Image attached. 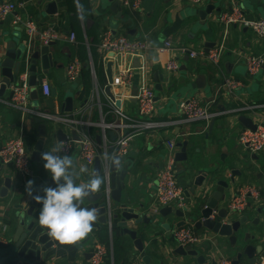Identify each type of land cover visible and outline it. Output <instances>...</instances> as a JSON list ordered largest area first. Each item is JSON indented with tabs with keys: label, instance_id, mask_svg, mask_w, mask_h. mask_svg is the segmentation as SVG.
I'll return each mask as SVG.
<instances>
[{
	"label": "crops",
	"instance_id": "obj_1",
	"mask_svg": "<svg viewBox=\"0 0 264 264\" xmlns=\"http://www.w3.org/2000/svg\"><path fill=\"white\" fill-rule=\"evenodd\" d=\"M7 1L23 2V5H18L17 10L4 20H0V55L5 51L7 41L13 38H17L22 44L30 43L33 48L44 45L38 36L29 42L23 26L13 22L16 14L30 17L35 20L41 30L53 29L61 36L52 41L54 42L51 46L53 65L48 70H44L42 61L39 60L38 63V70L43 75V80L50 84L51 91L56 89L58 92L55 99L56 106L52 109L57 113H62L60 107L64 100L63 95L68 90L75 94L77 111L82 109L83 101L76 98L78 96L76 91L84 89L81 78L76 82H69L67 79L69 64L74 58H79L78 40L71 42L67 39L69 32L74 30L72 29L74 16L80 19L83 28L95 25L99 38L102 32L110 30L115 35L146 39L152 46L161 45L167 39L172 40L175 49L164 54L152 51L143 58L128 56L122 64L121 60L118 62L116 59L103 60L106 79L104 86H101L95 69L90 67L94 87L88 102L93 99L95 104L88 109L84 107L82 111L86 110L88 120L92 123L89 131L95 139L101 168L102 170L108 168L106 144L111 142L110 136L103 138L101 144L97 141V137L101 135V128L97 125L101 120V107L107 120V113L104 112L103 107L109 104L111 110L110 105L113 103L105 91V86L108 84L106 69L109 61L115 62L114 78L127 63L132 67L130 82L112 84L115 96L121 100L119 110L132 118H138L140 112L137 99H133L136 96H132L131 93L144 84L155 88L157 95L161 97L157 101L155 110V117L159 120L176 121L181 114V102L188 98L197 97L203 102H210L211 109L220 113L209 122L194 120L189 123H175L156 130L138 131L131 135L129 153L125 155L126 159L120 165L121 169L128 171L125 177L126 188L123 190V199L130 200L131 206L140 212H148L154 219L147 226L139 225V235L144 240L146 253L151 257V264L186 263L185 257L175 253L179 244L173 236V231L179 228L177 222L182 220H187L183 226L193 225L196 233L206 236L205 240L193 245L200 251L212 256L215 254L218 260L223 256L233 260V256L238 251V245L249 244L259 249L260 252L257 250L256 253L258 258L264 252V150L252 152L239 140L241 130L247 127L240 121L239 116L245 114L255 120L251 115L253 112L236 113L231 110L247 104L261 105L256 108V111L264 112V66L255 74H250L246 66L248 54L264 56V37L257 34L251 27L239 22L225 30L219 16L222 12L239 6L246 17L264 19V0H205L200 5L193 4L189 0H137L139 6L133 9L127 7L123 0H120L122 4L117 8L114 6L115 0H88L91 15L86 19L82 15L80 0H0V3ZM54 4L57 6V12L51 13ZM210 5L214 9L204 20L200 11ZM219 44H223L224 49L217 64L206 58L192 57L188 52L180 53L177 49L188 47L200 50ZM97 51L101 56L98 46ZM168 58L179 59L180 67L177 71L170 72L166 69L165 64ZM89 59L94 67L90 50L87 60ZM136 59L140 64L139 67H134ZM159 74L163 76L161 91L156 89L157 83H160ZM228 77L238 80L241 84L232 92L223 88V82ZM41 89L42 85H39L40 106L48 109L47 97L42 95ZM10 90L11 88L7 89L0 97V147L22 132L30 151L33 175H25L14 165L2 164L0 161L7 176L12 177L13 180L11 193L3 199V205L0 208L1 225L7 224L9 237L13 236L16 230V226L11 225L9 220V216L16 212L14 204L20 202L16 197V191L20 187H25L29 179L35 181L34 188H36L38 176L42 177L45 185L51 180L49 172L43 166L42 157L39 160L32 159L34 147L39 138V124L36 122V117L30 113L23 114L20 109L11 104ZM112 114L115 116V113L112 112ZM72 117L81 119L82 114L76 112L71 115ZM75 125L81 129L80 124L75 122ZM46 126L48 136L43 152L50 151L54 146L62 143L58 134L59 129H63V132L72 138L73 128L66 123L53 122V128ZM116 132L120 135L119 131L116 130ZM172 139L175 142V156L182 150L177 146L178 142L187 144L188 154L185 160L176 159L175 167L177 180L183 188L188 205L186 208L174 205L175 209L180 208L185 211L190 204L193 207L197 205L199 199L195 200V195H188L186 191L193 186L192 181L195 177L205 171L219 174L218 179L222 178L229 182V187L225 190L226 200L219 202L218 206V208H226L228 213V203L234 196L244 192L247 186L256 187L257 195L249 197L247 206L243 210L235 214L230 212V215L237 219L242 216L248 217L242 229L236 232L235 244L228 236H222L204 226L199 228L196 225L197 219L194 217L190 219L187 214L182 217L175 212L168 216L160 213L163 207L159 208L157 203V174L165 165L169 152L167 142ZM69 155L77 169L81 165L87 168V172L80 174L78 182H86L90 174L99 172L95 167V161L91 166H87L81 156L80 145H76ZM102 176L104 178V175ZM104 186L103 183L98 192L104 190ZM216 187L217 184L214 182L211 188ZM196 189L200 191L197 186ZM104 227H108L111 236L113 234L118 240L121 262L128 263L141 255L134 240L122 231L116 221H113L112 227L109 222H101L99 226L93 227L85 238L78 241L62 244L54 239L53 246L44 253L43 264H49L51 261L56 264H90V253L95 242L101 241L99 231ZM108 249L112 254V245H108ZM240 264H249L248 258L244 256Z\"/></svg>",
	"mask_w": 264,
	"mask_h": 264
},
{
	"label": "built area",
	"instance_id": "obj_2",
	"mask_svg": "<svg viewBox=\"0 0 264 264\" xmlns=\"http://www.w3.org/2000/svg\"><path fill=\"white\" fill-rule=\"evenodd\" d=\"M193 4L200 5L205 0H189ZM123 3L129 8H137L139 1L137 0H123ZM18 5H23V2H2L0 3V20H4L9 14L17 10ZM219 20L223 23L225 30H227L234 23H242L245 26L251 27L257 34L264 37V19L248 18L245 16L243 10L239 6H234L230 10L222 12L219 16ZM13 22L20 24L25 29L29 42L35 39L37 36L41 42L46 45L52 41L61 38L60 34L53 29L41 30L34 19L26 17L22 14H16ZM67 39L71 42H76L77 34L75 30H71ZM98 43V49L101 53L103 60L116 59L117 62L121 60V64L128 56L143 58L154 51L158 54L167 53L173 49L174 43L172 40L167 39L161 45L152 46L146 39H134L125 35H115L110 30H105L100 34ZM175 49V48H174ZM180 53L188 52L192 57L206 58L212 63L217 64L222 56L224 46L223 44L215 45L211 48H202L200 50H193L188 47L177 48ZM176 49V50H177ZM114 53V56L111 55ZM30 52L28 53V57ZM166 69L170 72L177 71L180 67V61L176 58H168ZM246 66L250 74H255L260 71L264 66V56L256 54H248L246 56ZM83 69V62L78 57L74 58L69 64L67 69V79L69 82L79 81L81 78ZM132 67L130 64H126L121 68L118 76L114 78L113 84H125L131 81ZM94 73V69H93ZM42 95L48 97L51 95L50 84L43 80L42 82ZM240 82L233 78H225L223 82V88L229 92L234 91L240 86ZM97 86V85H96ZM95 86V87H96ZM14 91L11 98V104L20 109L23 114H32L34 117H41L45 122H63L70 126L69 122H72L71 114L57 113L52 109L36 108L33 105L31 99L32 85L29 82V71L25 70L21 72L16 83L12 85ZM137 102L139 106V117L132 118L119 110L115 104H111V112L115 113V119L118 121L108 122L105 120L104 113L101 107V120L97 125L101 128V135L105 139L107 137L106 131L109 128H118L120 135L114 142L115 149L114 154L118 156H125L130 150V138L131 135L138 131L144 130H156L167 125L175 123H189L194 120H205L209 122L220 113L213 111L210 106V102H203L197 97H191L187 100H183L180 104V117L176 121L159 120L155 117L156 110V96L157 92L155 88L148 84L141 85L137 89ZM101 104V102H99ZM95 104L94 100L88 102L87 108ZM261 105H244L232 109L231 111L236 113H245L246 111H252L257 124L256 129L245 127L241 130L239 135L240 142L245 145L252 152H260L264 150V112H257L256 108ZM80 114L86 112L77 111ZM123 119H127V124L123 123ZM81 120V119H80ZM78 124L85 125L86 130H79L81 139L79 144L73 138H67L59 145L62 148V152L71 154L76 145H80L81 156L85 160L87 166H91L97 156V148L94 136L90 133L89 128L91 122L87 119L85 121H77ZM128 129L127 134L123 133V130ZM169 146L168 157L164 167L157 174L158 192L157 203L158 207L178 206L186 208L188 203L184 196L183 188L180 186L177 180L176 174V156H175V142L170 140L167 142ZM107 152V144H106ZM0 161L4 164L12 163L14 167L21 173L32 176L31 169V155L27 147L25 136L21 132L18 136L7 140L0 147ZM106 168L105 171H107ZM257 195V189L255 186H247L244 192L234 196L228 203V209L230 212H239L243 210L248 203L249 197ZM173 236L179 245H196L206 239V236L198 234L194 231L193 225H186L179 227L173 231ZM112 255L108 249V246L101 242L96 241L90 256V264H103L106 257ZM49 264H56L51 261ZM129 264H144L143 257L139 255L135 259L129 262ZM218 264H233V261L228 257H221L218 260ZM255 264H264V253L261 254Z\"/></svg>",
	"mask_w": 264,
	"mask_h": 264
},
{
	"label": "water",
	"instance_id": "obj_3",
	"mask_svg": "<svg viewBox=\"0 0 264 264\" xmlns=\"http://www.w3.org/2000/svg\"><path fill=\"white\" fill-rule=\"evenodd\" d=\"M122 4V1L115 0L114 6L116 8ZM50 11L51 13L57 12V6ZM214 7L212 5L201 10V16L205 20L207 15L213 11ZM17 38L8 40L6 43V49L3 54L0 55V97L9 88L10 97L13 96L12 85L17 82L21 72L29 71V82L32 85L31 89V99L33 105L36 108H40V91L39 85L43 82V75L39 73L38 63L39 60L42 61V68L48 70L53 65V52L51 46L54 42L49 44L33 48L30 43H19ZM30 56L28 57V53ZM114 56V53H111ZM85 67L94 68L91 60H87L84 63ZM114 66L115 62L113 60L107 63V77L108 84L105 86V91L107 95L115 102L116 106L119 108L121 100L118 99L114 92L112 84L114 82ZM140 64L138 59L134 64V67H139ZM95 77V74H94ZM96 78V77H95ZM160 83L156 85V89L161 91L163 86L161 82L163 81V76L159 74ZM155 80H158V76H155ZM137 88L131 93L132 96L137 95ZM57 90L53 89L51 95L47 97L46 104L48 109H54L56 106L55 99L57 97ZM76 98L82 100L81 107L87 108L88 100L84 98V90H77ZM63 101L61 105V112L64 114L74 115L77 112L75 107V94L72 91H67L63 95ZM161 97L156 96L158 101ZM137 99V98H133ZM88 119V115L85 112L81 120L78 118H72V122H69L72 130V138L77 141L81 139L79 130H86V126L82 125L81 129L77 128L75 122L85 121ZM240 121L251 129H256L257 124L254 119L245 114L239 116ZM118 120L108 121L115 122ZM36 122L39 124L38 127V140L35 144L34 151L32 154L33 160H39L42 157V152L44 151L45 142L47 139V124L41 117H36ZM127 119H123V123L127 124ZM118 128H109L106 131L107 136H110L111 142L107 144V157L106 161L108 164V170H102L101 159L97 155L95 158V167L97 170L104 175L105 186L104 190L96 192L91 198H86L84 205L87 207H97L99 210V215L97 221H94V227L99 226V224L109 222L111 227L113 221H116L117 225L122 228V231L129 235L133 240L136 248L140 251L141 256L145 264H151V257L146 253L145 244L142 236L139 235V225L144 224L147 226L152 223L154 219L148 214V212H140L134 206H131L130 200L123 199V190L126 188L125 177L128 173L126 169H121V163L126 159L125 156H118L114 154L115 144L114 142L118 138ZM129 132L128 129L123 130L124 134ZM59 137L62 141L68 138L67 133L63 132V129L58 130ZM99 144L103 141V135L97 137ZM177 146L181 147V151L176 155L177 160H185L188 158L187 154V144L185 142H178ZM118 156L119 167L112 163L111 156ZM1 164V163H0ZM3 164V163H2ZM13 165L12 163H10ZM187 169V167H186ZM188 170V169H187ZM190 174V172H189ZM219 174L208 173L207 171L199 174L192 181L193 186H190L186 193L194 194L195 200L199 199L196 206L193 207L192 204L184 211L180 208H174L173 206L163 207L160 213L164 216L171 215L175 212L178 216H189L190 219H197L196 225L201 228L212 230L222 236H228L233 244L237 241L236 232L242 229V225L248 220L247 216H242L241 218H234L230 215V211L226 208H218L219 202L226 200L225 190L229 187V182L225 179H218ZM207 178V179H206ZM218 179V180H216ZM235 181V178H232ZM216 182L217 187L211 188ZM47 185L55 186L52 179ZM45 183L41 176L37 177V185L35 191L39 194H43L42 187ZM196 186L200 188L198 192ZM13 188L12 177L7 176L2 165H0V208L3 205V199L7 198L11 193ZM234 191V188H232ZM16 197L19 198V203L14 204L16 212L9 216L10 224L16 226V230L13 236L7 235V224L3 223L1 225L0 220V264H43L44 253L48 251L54 244V238L48 236L46 231L41 230L37 225L36 220L38 216V211L40 205L27 194L25 187H20L16 191ZM23 213V216L20 215ZM232 214V213H231ZM235 214V213H233ZM1 219V216H0ZM192 221V220H191ZM187 223V220H182L177 222L178 227H181ZM133 227V228H132ZM259 249L247 244L246 246L238 245V251L235 256H233V264H240L241 259L246 256L248 258L249 264L256 263V253ZM175 253L186 258L185 264H218V259L215 254L208 255L206 252H202L195 248L193 245H179L175 249ZM264 253V252H263ZM262 253V254H263ZM91 256V253H90Z\"/></svg>",
	"mask_w": 264,
	"mask_h": 264
},
{
	"label": "clouds",
	"instance_id": "obj_4",
	"mask_svg": "<svg viewBox=\"0 0 264 264\" xmlns=\"http://www.w3.org/2000/svg\"><path fill=\"white\" fill-rule=\"evenodd\" d=\"M42 159L55 186H43L41 195L35 191L34 180L26 182L27 194L40 205L37 225L62 244L85 238L92 231L99 210L85 206L84 201L100 190L104 183L102 174L95 172L86 182H78L80 174L87 172V168L81 165L77 169L72 157L63 153L59 145L43 152ZM111 160L118 168V156H111Z\"/></svg>",
	"mask_w": 264,
	"mask_h": 264
},
{
	"label": "trees",
	"instance_id": "obj_5",
	"mask_svg": "<svg viewBox=\"0 0 264 264\" xmlns=\"http://www.w3.org/2000/svg\"><path fill=\"white\" fill-rule=\"evenodd\" d=\"M80 7L82 10V15L84 19L88 18L91 15L90 5L88 0H80ZM73 28L77 34V52L79 58L85 63L88 56L89 50L91 51L93 62H94V69L97 74V78L101 86H104L106 83L105 79V72H104V62L102 56L97 51V46L99 43V37L97 34V27L95 25L89 28H83L80 19L77 16L72 18ZM89 43V44H88ZM97 45V46H96ZM81 82L83 85L84 90V98L89 99V95L91 94L94 83H93V76L91 68L83 67L82 74H81ZM104 112L107 113V120L113 121L115 120V116H113L112 112L110 111L109 104L104 105L103 107ZM105 184V179H104ZM99 237L101 242L105 243L107 246L112 245V255H108L103 264H129V262H121L120 261V248L118 240L115 236L109 231L108 227H104L99 231Z\"/></svg>",
	"mask_w": 264,
	"mask_h": 264
},
{
	"label": "rangeland",
	"instance_id": "obj_6",
	"mask_svg": "<svg viewBox=\"0 0 264 264\" xmlns=\"http://www.w3.org/2000/svg\"><path fill=\"white\" fill-rule=\"evenodd\" d=\"M46 123H47V125H49L51 128H53V127H54V126L52 127V125H53V122H51V121H47Z\"/></svg>",
	"mask_w": 264,
	"mask_h": 264
}]
</instances>
